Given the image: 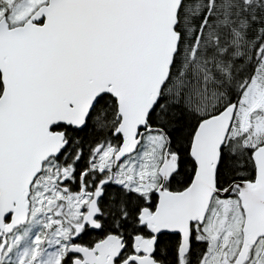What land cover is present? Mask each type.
Masks as SVG:
<instances>
[{
    "label": "snow or ice",
    "instance_id": "obj_1",
    "mask_svg": "<svg viewBox=\"0 0 264 264\" xmlns=\"http://www.w3.org/2000/svg\"><path fill=\"white\" fill-rule=\"evenodd\" d=\"M0 264H264V0H0Z\"/></svg>",
    "mask_w": 264,
    "mask_h": 264
}]
</instances>
